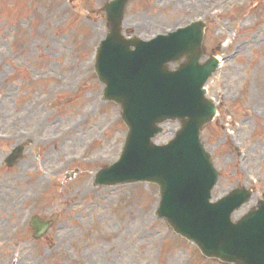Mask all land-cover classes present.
Returning a JSON list of instances; mask_svg holds the SVG:
<instances>
[{"label":"rangeland","instance_id":"1","mask_svg":"<svg viewBox=\"0 0 264 264\" xmlns=\"http://www.w3.org/2000/svg\"><path fill=\"white\" fill-rule=\"evenodd\" d=\"M104 1L0 0V264H226L155 216V185L92 184L126 132L93 70ZM201 17L206 54L223 58L207 82L218 106L203 132L220 175L212 195L255 190L238 217L264 190V0H133L124 22L147 39ZM176 128L167 123L156 141ZM18 143L24 152L7 167ZM31 215L57 218L44 239H32Z\"/></svg>","mask_w":264,"mask_h":264},{"label":"water","instance_id":"2","mask_svg":"<svg viewBox=\"0 0 264 264\" xmlns=\"http://www.w3.org/2000/svg\"><path fill=\"white\" fill-rule=\"evenodd\" d=\"M127 2L120 0L105 9L108 41L100 50L97 64L109 91L114 89L115 93H120L115 98L125 109H128L127 98L135 104L132 112L125 116L132 135L122 160L108 169L109 182L147 180L158 183L162 201L160 215L170 217L174 228L195 239L204 253L235 260L237 264H264V202L259 211L250 212L235 224L229 217L246 200L245 194L231 192L217 205L208 202L216 174L197 134L201 124L214 112L201 86L215 63L202 69L182 66L173 75H167V70L160 72L165 60L178 52L195 51L190 63L196 66L195 61L201 56L200 29H180L175 35L159 36L151 42L126 40L121 35V19ZM113 7L119 12L117 15ZM132 44L136 46L134 51L129 48ZM163 83L172 84L167 92L162 88ZM173 115L189 118L185 128L170 145H152L149 139L157 131L156 122ZM20 152L21 148L12 161ZM172 200H178L174 206L177 215L169 210ZM35 225L42 229L48 223ZM217 229L221 233L216 232Z\"/></svg>","mask_w":264,"mask_h":264},{"label":"bare ground","instance_id":"3","mask_svg":"<svg viewBox=\"0 0 264 264\" xmlns=\"http://www.w3.org/2000/svg\"><path fill=\"white\" fill-rule=\"evenodd\" d=\"M125 237H126L125 235L120 236V238H121V242L123 241V239H125ZM126 241H127V243H128V242L131 243V238H130L129 240H126ZM113 246L115 247V245H113ZM119 249H120V248H117V249H116V247H115V251H119Z\"/></svg>","mask_w":264,"mask_h":264}]
</instances>
